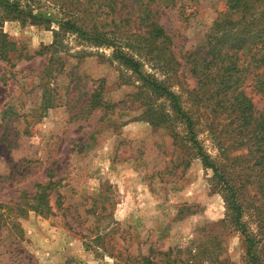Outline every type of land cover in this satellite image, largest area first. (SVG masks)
<instances>
[{"label":"rangeland","instance_id":"obj_1","mask_svg":"<svg viewBox=\"0 0 264 264\" xmlns=\"http://www.w3.org/2000/svg\"><path fill=\"white\" fill-rule=\"evenodd\" d=\"M22 3L63 14L56 0ZM228 4L116 0L99 10L116 18L105 29L142 71L201 116L198 139L214 158L208 110L186 57L207 43ZM145 13L171 42L146 44ZM0 32L16 42L12 63L0 59V264H144V256L156 264H264V243L256 241L254 262L170 101L115 58L117 46L70 32L54 44L53 30L18 20L0 22ZM254 85L248 74L243 90L264 117ZM94 94L103 105L91 109ZM243 221L254 238V218L247 212Z\"/></svg>","mask_w":264,"mask_h":264},{"label":"trees","instance_id":"obj_2","mask_svg":"<svg viewBox=\"0 0 264 264\" xmlns=\"http://www.w3.org/2000/svg\"><path fill=\"white\" fill-rule=\"evenodd\" d=\"M228 2V11L213 23L207 43L186 57L189 72L202 96V107L208 110V129L219 152L216 158L198 139L201 116L185 109L180 96L168 85L143 72L141 63L123 50V43H116L111 35L113 30L105 29L116 18L110 13L101 17L99 10L111 8L116 0H62V15L36 11L22 0H0V22L18 20L23 25L46 26L54 32V44L61 33L70 32L96 46H117L115 58L129 66L150 91L170 101L174 118L183 125L195 156L212 169L224 192L231 223L246 236L250 242L249 254L257 262L252 251L256 241L264 243V117L256 111L243 85L247 75L253 74L255 89L264 94V1ZM142 20L146 44L158 42L160 48L171 42L152 15L145 13ZM15 46V41L0 32V59L12 63ZM89 104L91 109L101 107L99 94L92 95ZM247 212L256 224L254 238L243 221ZM144 264H156L155 257L144 256Z\"/></svg>","mask_w":264,"mask_h":264}]
</instances>
